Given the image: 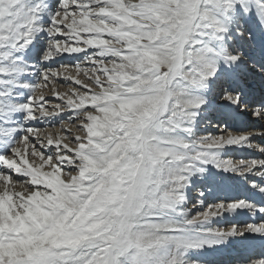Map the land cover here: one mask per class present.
<instances>
[{
	"label": "snow or ice",
	"instance_id": "snow-or-ice-1",
	"mask_svg": "<svg viewBox=\"0 0 264 264\" xmlns=\"http://www.w3.org/2000/svg\"><path fill=\"white\" fill-rule=\"evenodd\" d=\"M258 138L264 0H0V264H264Z\"/></svg>",
	"mask_w": 264,
	"mask_h": 264
},
{
	"label": "bare ground",
	"instance_id": "bare-ground-1",
	"mask_svg": "<svg viewBox=\"0 0 264 264\" xmlns=\"http://www.w3.org/2000/svg\"><path fill=\"white\" fill-rule=\"evenodd\" d=\"M65 62H68V58L67 57L65 58ZM38 126L39 127H44V125H38ZM45 130L48 131V130H54V129L45 128ZM255 142L264 143V141H261L260 139L256 140ZM231 155H233L235 158H240L241 156H247L248 153L247 152H239L238 151V152L231 153ZM215 226L225 227V226H227V223L226 222H221L219 225H215Z\"/></svg>",
	"mask_w": 264,
	"mask_h": 264
}]
</instances>
